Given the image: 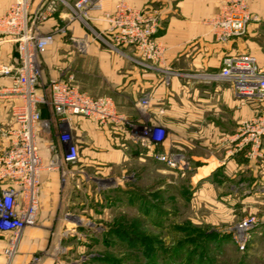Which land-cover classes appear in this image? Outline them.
Here are the masks:
<instances>
[{"label":"crops","instance_id":"crops-1","mask_svg":"<svg viewBox=\"0 0 264 264\" xmlns=\"http://www.w3.org/2000/svg\"><path fill=\"white\" fill-rule=\"evenodd\" d=\"M13 1L0 0V16ZM43 1L29 0L30 12ZM119 1L136 9L158 10L161 29L156 42L162 53L156 68L149 69L137 62V53L131 46L115 49L95 38L80 21L69 20L67 10L60 7L39 28L42 34L54 32L52 44L39 56L41 91L45 89L48 96L49 80L72 75L80 91L93 97L111 98L116 111L133 120L136 128L129 131L112 124L102 127L86 118L74 117L72 132L79 146V163L71 168L75 177L62 183L56 168L41 173L38 210L41 223L24 230L11 264H31L49 236H55L49 234L50 228L43 222L57 219L53 232L61 228L67 231L68 222L59 215L62 209H70L79 201L75 194L80 188L92 181L113 178L117 170L123 174L132 162L146 168L149 174L167 175L164 179L169 174L185 177L196 210L211 225L233 224L242 216H256L258 225L246 246L248 253L242 264H264V140L260 156L251 157L249 147L242 144L240 137L244 122L264 114V103L237 97L228 81L206 75L218 73L227 54H250L264 68V0H246L253 19L244 36L227 42L216 39L211 21L228 0H110L106 7L112 8ZM90 14L92 28L108 40L101 12ZM58 28L64 31H55ZM15 57L14 41L0 36V62L10 64ZM2 83L9 82L5 79ZM144 96H148V104L142 111L137 103ZM10 107V103L0 100V114ZM41 116L37 140L43 162L48 165L53 148L62 145L60 125L48 104L41 107ZM8 120L0 124L4 136L0 144L5 146L8 143L5 133L13 126L12 118ZM146 125L164 130L159 146L141 142L136 136ZM157 152L177 154L189 169L185 172L169 169L155 159ZM80 170L90 171L92 176L82 175ZM61 236L56 242L61 243ZM6 239L0 234V264L6 260ZM53 256L43 257L36 264H53Z\"/></svg>","mask_w":264,"mask_h":264},{"label":"built area","instance_id":"built-area-1","mask_svg":"<svg viewBox=\"0 0 264 264\" xmlns=\"http://www.w3.org/2000/svg\"><path fill=\"white\" fill-rule=\"evenodd\" d=\"M108 2L110 0H44L31 13L29 0H14L0 16V36L11 38L16 45L15 61L10 64L0 62V100L11 104L13 125L7 131L8 143L0 157V179L8 181V185L0 190V234L7 238L4 254L8 262L13 260L24 230L37 223L41 173L56 168L62 183L75 177L71 168L79 163V146L72 132L74 117L86 118L102 127L112 124L129 131L136 128L133 120L116 111L111 98L93 97L80 91L72 75L51 79L47 84V97L38 90L39 56L52 44L54 35V32L42 34L39 28L60 7L67 10L69 20L80 21L94 33L95 38L115 49L131 46L137 53V62L149 69L156 68L155 63L162 53L156 42L161 29L158 10L136 9L123 1L107 8ZM92 11L101 12V20L107 25L108 40L90 25ZM252 19L246 0H228L219 15L212 19L211 26L216 39L227 42L244 36ZM55 31L61 32L64 28ZM206 75L228 81L237 97L264 103V68L259 67L250 54L224 55L219 72ZM190 76L197 77L198 74ZM5 79L8 84L2 83ZM47 104L59 122V141L62 144L53 148L52 161L48 165L43 162L37 140V131L42 123L41 107ZM147 104L148 96L137 103L142 111L146 110ZM164 135L160 127L146 125L136 136L141 142L149 141L159 146ZM240 137L242 144L249 147V156L259 157L264 140V114L244 122ZM154 157L170 169L180 172L189 169L177 154L157 152ZM78 172L85 175L83 170ZM68 216L70 213L65 214V220L75 227L76 222L69 220ZM257 225V217L247 215L228 229L239 250L246 248Z\"/></svg>","mask_w":264,"mask_h":264},{"label":"rangeland","instance_id":"rangeland-1","mask_svg":"<svg viewBox=\"0 0 264 264\" xmlns=\"http://www.w3.org/2000/svg\"><path fill=\"white\" fill-rule=\"evenodd\" d=\"M41 80L40 66L38 90L47 97L45 89L41 91ZM10 117L11 107L0 114V124ZM5 147L0 144V157ZM85 173L92 176L90 171ZM121 173L117 170V176L92 181L86 189L77 190L75 196L82 203L75 202L59 215L68 222L65 214L70 213L69 220L76 222L75 227L68 223L67 231L61 228L53 232L57 219L42 223L55 236H49L31 264L52 254L53 264H242L248 252L238 249L228 229L244 216L237 223L211 225L196 210L185 177L169 174L167 182L163 177L167 175L149 174L134 162ZM7 185V180L0 179V190ZM39 223L38 212L36 225ZM121 231L132 232L139 239L124 241ZM60 236L61 243L56 242ZM4 263L12 261L4 259Z\"/></svg>","mask_w":264,"mask_h":264},{"label":"trees","instance_id":"trees-1","mask_svg":"<svg viewBox=\"0 0 264 264\" xmlns=\"http://www.w3.org/2000/svg\"><path fill=\"white\" fill-rule=\"evenodd\" d=\"M121 233H122V235H124V237L122 236V238H124V241L126 239H127V241H133L135 238L139 239V237L136 234H133L132 232L121 231Z\"/></svg>","mask_w":264,"mask_h":264}]
</instances>
